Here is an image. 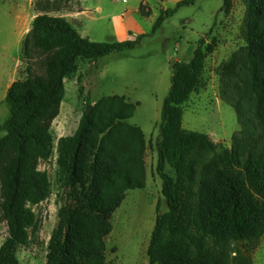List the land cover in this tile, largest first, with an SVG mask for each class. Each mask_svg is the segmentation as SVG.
<instances>
[{
    "label": "trees",
    "instance_id": "1",
    "mask_svg": "<svg viewBox=\"0 0 264 264\" xmlns=\"http://www.w3.org/2000/svg\"><path fill=\"white\" fill-rule=\"evenodd\" d=\"M221 1L219 11L229 13L232 0ZM194 2L180 0L162 12L153 31ZM241 2L244 45L219 69L222 98L239 125L229 148L182 127L183 106L202 84L215 40L199 39L187 61L171 64L155 143L167 210L155 216L148 264H251L264 236V0ZM138 42H92L45 10L33 18L22 53L28 61L42 59L43 72L10 84L4 99L8 116L0 125V222L7 229L0 264H20L17 250L29 244L36 225L32 207L51 194L48 175L37 166L53 153L51 123L59 114L64 80L77 72L78 59L95 61ZM136 106L123 96L103 97L89 113L86 106L72 135L57 140L58 207L44 264H105L113 212L127 191L145 187L146 139L128 123Z\"/></svg>",
    "mask_w": 264,
    "mask_h": 264
},
{
    "label": "rangeland",
    "instance_id": "2",
    "mask_svg": "<svg viewBox=\"0 0 264 264\" xmlns=\"http://www.w3.org/2000/svg\"><path fill=\"white\" fill-rule=\"evenodd\" d=\"M179 1L0 0V125L8 116L4 99L10 84L43 72L42 59L28 61L22 53L23 40L40 11L53 16L67 14L78 33L92 42L139 40L132 49L114 51L95 61L78 59L77 72L64 80L59 114L51 123L53 153L37 166L47 173L51 194L32 207L36 225L29 231V244L17 250L20 264L45 263L58 207L53 160L57 140L75 131L86 106L112 95L137 104L128 123L139 127L146 139L145 187L127 191L113 212L105 264H148L146 250L155 216L167 210L156 172L159 111L169 90L171 64L187 61L201 38L206 42L214 39L216 46L205 60L201 86L183 106L182 127L208 135L220 147H230L239 125L234 110L222 98L219 69L244 45V6L241 0H232L229 13L224 14L219 11L221 0H195L177 8L153 31L159 15L173 10ZM165 171L169 172V167ZM6 236V225L0 222V245ZM251 264H264V236L251 253Z\"/></svg>",
    "mask_w": 264,
    "mask_h": 264
},
{
    "label": "water",
    "instance_id": "3",
    "mask_svg": "<svg viewBox=\"0 0 264 264\" xmlns=\"http://www.w3.org/2000/svg\"><path fill=\"white\" fill-rule=\"evenodd\" d=\"M90 111H91V106L88 105L86 108V112L89 113Z\"/></svg>",
    "mask_w": 264,
    "mask_h": 264
},
{
    "label": "crops",
    "instance_id": "4",
    "mask_svg": "<svg viewBox=\"0 0 264 264\" xmlns=\"http://www.w3.org/2000/svg\"><path fill=\"white\" fill-rule=\"evenodd\" d=\"M79 1H81V0H79ZM60 17H67V14L66 15H59ZM67 19V21H68V18H66ZM70 135H72V134H70ZM69 136V135H68ZM63 137V136H62ZM56 154V153H55Z\"/></svg>",
    "mask_w": 264,
    "mask_h": 264
},
{
    "label": "built area",
    "instance_id": "5",
    "mask_svg": "<svg viewBox=\"0 0 264 264\" xmlns=\"http://www.w3.org/2000/svg\"><path fill=\"white\" fill-rule=\"evenodd\" d=\"M56 155V154H55ZM53 160H56V156L54 157V159Z\"/></svg>",
    "mask_w": 264,
    "mask_h": 264
}]
</instances>
